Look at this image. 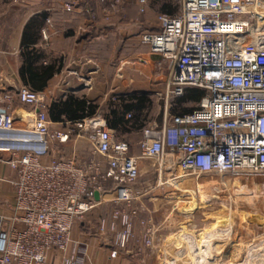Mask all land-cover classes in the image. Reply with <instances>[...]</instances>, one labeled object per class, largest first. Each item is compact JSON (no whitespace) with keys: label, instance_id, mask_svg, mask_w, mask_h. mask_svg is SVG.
I'll list each match as a JSON object with an SVG mask.
<instances>
[{"label":"built area","instance_id":"obj_1","mask_svg":"<svg viewBox=\"0 0 264 264\" xmlns=\"http://www.w3.org/2000/svg\"><path fill=\"white\" fill-rule=\"evenodd\" d=\"M162 1L174 11L158 15V32L141 36L149 55L138 62L152 66V80L136 77L147 91L165 97L161 123L117 130L96 114L58 130L48 117L52 101L45 92L22 86L0 96V164L17 173L13 211L0 215V264H87L91 245L73 231L108 199L119 207L98 220L96 236L110 238V258H119L134 240L142 246V263L158 264L159 252L173 250L161 244L166 229L154 225L155 208L143 199L168 177L192 179L200 194L203 180L222 188L225 177L264 178V0ZM99 2L105 19L119 16L126 3ZM150 3L139 0L140 13ZM79 5L73 0L63 8L75 12ZM43 36L48 39L46 30ZM120 64L114 86L129 65L137 67ZM188 89L204 92L196 109L169 116V100ZM72 139L86 143L88 157L81 159L76 148L68 157L54 155L56 144ZM144 163L153 178L141 189ZM261 211L256 239L264 261V204ZM215 231L207 239H217ZM204 259L207 264L208 255Z\"/></svg>","mask_w":264,"mask_h":264},{"label":"crops","instance_id":"obj_2","mask_svg":"<svg viewBox=\"0 0 264 264\" xmlns=\"http://www.w3.org/2000/svg\"><path fill=\"white\" fill-rule=\"evenodd\" d=\"M72 1L0 0V96L14 94L22 86L35 90L27 77L22 75L30 58L33 68L50 65L60 68L40 91L50 97L51 105L64 102L69 97L85 99L97 106L94 115H100L109 123L112 118L110 109L116 105L121 108V98H110L108 92L114 86L121 61L136 60L137 67L134 70L128 67L121 73L113 93L126 96L145 91L146 84L138 83L136 69L147 76L152 66L138 63V60L147 59L149 55V46L141 43V36L145 32L159 31L158 15L164 13L162 8L166 4L162 0H151L146 12L140 13L139 0H125L119 16L105 19L99 0H78L80 5L75 12L65 11L64 5ZM44 30L48 33L47 40L43 36ZM15 106L28 110L17 102ZM50 121L54 124L53 128L58 130L71 122L65 115L61 121ZM82 142L75 144L72 139L67 144H56L54 155L68 157L76 148L81 159L88 157L90 148ZM16 180V171L8 164L1 163L0 215H10L13 211ZM111 204L113 202L108 199L96 208V211H102L96 219V228L98 220L108 217L115 209L110 208ZM96 228L94 232H79L78 235L74 228V238L91 245L87 264H143L142 246L134 240L119 258H110V238L96 236ZM166 263L164 258L158 259V264Z\"/></svg>","mask_w":264,"mask_h":264},{"label":"rangeland","instance_id":"obj_3","mask_svg":"<svg viewBox=\"0 0 264 264\" xmlns=\"http://www.w3.org/2000/svg\"><path fill=\"white\" fill-rule=\"evenodd\" d=\"M167 2L162 1L163 4ZM129 67L133 70L135 68L134 65ZM137 71L136 77L144 82L152 78V73L148 72L145 76L139 70ZM108 92L110 98L116 99L145 96V105L139 114L140 121L142 124L145 123L144 126L154 122L159 124L164 117L166 108L164 96L158 97L147 90L119 97L113 95V88H109ZM182 98L184 97L169 100V116L185 114V111L196 108L197 103L180 101ZM130 115L128 120L134 121L135 114L130 113ZM146 167L148 168V163L143 164V171L138 181L141 189L146 188L147 181L153 178L150 173H146ZM225 178L226 183L222 188L203 180L201 183L205 184L201 194L195 191L193 180L188 179L185 182L161 188L159 191L157 189L143 199L152 211L155 208L152 218L154 225L156 222V226L166 229L167 233L161 235V244L165 243L166 246H170L169 249L173 250V252L170 250L159 252L158 258L167 260L166 264H206L204 255H208L207 264H264L258 251L259 241L256 239L257 234L261 232L264 178L245 177L239 180L234 177ZM155 194L159 198H156ZM150 199L153 201L150 202ZM118 207L114 203L110 205L112 209ZM110 208L107 209L110 210ZM101 212L95 209L83 220L77 222L76 234L94 232L96 219ZM159 212L162 215L158 216ZM213 228L217 236L218 234L220 236L217 239H207L210 237L207 234L208 231Z\"/></svg>","mask_w":264,"mask_h":264},{"label":"trees","instance_id":"obj_4","mask_svg":"<svg viewBox=\"0 0 264 264\" xmlns=\"http://www.w3.org/2000/svg\"><path fill=\"white\" fill-rule=\"evenodd\" d=\"M163 12H173V8L169 3L162 8ZM28 66L23 69L22 75L27 77L29 83L35 90L41 91L47 81L54 77L55 73L59 71V67L56 68L54 65L45 66L42 68H33V60L28 59ZM186 96H183L180 101H193L198 103L199 100L203 97L204 92L199 89H188ZM146 98L145 96H135L130 98H121L119 99V105L110 109L111 119L109 127L117 130H136L142 128L145 123L142 124L141 114ZM97 106L89 104L85 99H77L74 97H69L64 102H57L50 106L48 111V117L54 122L62 120V116L65 115L71 122L80 121L88 116H93ZM196 108L185 111V114L192 113ZM134 113L135 119L133 123L126 119V114ZM161 123V121L159 122ZM146 185V184H145Z\"/></svg>","mask_w":264,"mask_h":264},{"label":"bare ground","instance_id":"obj_5","mask_svg":"<svg viewBox=\"0 0 264 264\" xmlns=\"http://www.w3.org/2000/svg\"><path fill=\"white\" fill-rule=\"evenodd\" d=\"M190 178H184V177H179V178H175V177H168L166 182L164 183V187L169 186V185H173V184H179L182 182L187 181ZM165 223V222H164ZM166 224V223H165Z\"/></svg>","mask_w":264,"mask_h":264},{"label":"water","instance_id":"obj_6","mask_svg":"<svg viewBox=\"0 0 264 264\" xmlns=\"http://www.w3.org/2000/svg\"><path fill=\"white\" fill-rule=\"evenodd\" d=\"M153 59H159V57H158V56H155V57H153ZM95 199H96L97 201H99V199H100V195H99L98 192L95 193Z\"/></svg>","mask_w":264,"mask_h":264}]
</instances>
